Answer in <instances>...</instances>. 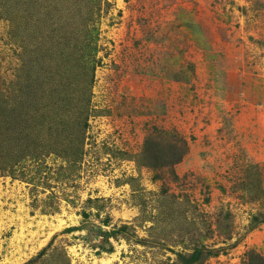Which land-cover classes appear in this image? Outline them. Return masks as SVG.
I'll return each mask as SVG.
<instances>
[{"label":"rangeland","instance_id":"rangeland-1","mask_svg":"<svg viewBox=\"0 0 264 264\" xmlns=\"http://www.w3.org/2000/svg\"><path fill=\"white\" fill-rule=\"evenodd\" d=\"M78 27L96 37L86 113L34 82ZM24 96L0 264H264V0H0V111Z\"/></svg>","mask_w":264,"mask_h":264},{"label":"trees","instance_id":"trees-1","mask_svg":"<svg viewBox=\"0 0 264 264\" xmlns=\"http://www.w3.org/2000/svg\"><path fill=\"white\" fill-rule=\"evenodd\" d=\"M78 11L80 12L79 14L81 15L82 12L80 8L78 9ZM83 14H84V19L87 20L86 16L88 15V13L84 12ZM91 19L92 17H90L88 21H90ZM84 27H86V25ZM84 27L77 28V31L82 33V38L76 37L71 40L65 39L63 48L55 46L56 48H60L58 53L57 51H54L53 49H50L49 53H44V60L47 63V69L45 70L43 68V64L41 62H38V64L41 63L42 64L41 70L43 69L44 73L47 72L46 73L48 77V79L46 80L47 82H45L43 86L37 80L34 81L37 86L36 90L42 95H43V91L47 92L53 102H54V97H53V89H52L51 84H54V86L56 87L58 85H61L62 83H67L69 85H72L73 87L72 91L66 92L68 93V96L71 98V105L69 109L71 111L72 109H76L80 113L82 112L86 113L87 108H88V103L90 102L89 95L91 93V86L94 82L93 71H94V66H95L92 62L97 52V48L95 47V44H94V40L96 39V37L93 36L92 34L94 33V30L88 29L86 31ZM51 53H55L57 55L58 60L56 61V63H51V60H50ZM35 56L37 57V55ZM39 75L41 74L39 73ZM80 84H81V90L78 92V88ZM29 88H30V85L28 84L26 86V89H27L26 92L29 91ZM24 100H26L25 96L24 98H20L17 101L13 100L12 104L11 103L8 104L7 102L2 101V103L4 105H7L8 107L7 109H4L3 111L1 109L0 111V153L3 154V157L5 160H8L6 161L7 163L10 161H15V153H13L10 157H7L5 153L7 151L4 150L6 146L5 144H7L10 141V138L5 136V133H7L6 129L10 128L13 124L9 122L18 119L19 116H21L20 117L21 122H29L27 118L26 119L23 118L22 114H20V112L23 111V107L27 106L26 103L25 104L23 103L22 108L18 107V104L21 101L23 102ZM56 104L59 107H61V104L59 102ZM52 106H53V103H50L49 105H47V107L43 105L42 109L44 108L45 113L47 112V108H49V112H54L55 109ZM37 111L39 110L37 109ZM45 113L41 112L40 114L41 118H38L35 114V116L38 119L37 121L34 120L35 123H37V127L43 128L44 125H46L47 127V130L45 129L42 131V128L38 130L35 133L36 136L42 137L43 134L46 132L48 133V135H51L53 132L50 126V123L45 122L49 119V116ZM74 122H77V121L74 120ZM8 124H10V127L7 126ZM24 126L28 127L27 124ZM33 129H37V128H33ZM17 137L19 138V140H21V142L23 140L30 141V138H31V136H27V131H25L24 134H22L21 131H19ZM54 144L55 143H51V145H54ZM37 147L38 146H34V148H37ZM199 255H200L199 251L192 253V255L190 256V258L193 260L192 262H197L198 258L200 257Z\"/></svg>","mask_w":264,"mask_h":264}]
</instances>
